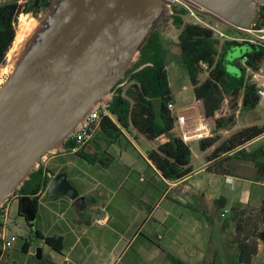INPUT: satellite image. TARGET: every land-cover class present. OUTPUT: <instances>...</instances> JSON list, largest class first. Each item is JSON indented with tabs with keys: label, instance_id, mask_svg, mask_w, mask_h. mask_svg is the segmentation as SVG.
I'll list each match as a JSON object with an SVG mask.
<instances>
[{
	"label": "water",
	"instance_id": "1",
	"mask_svg": "<svg viewBox=\"0 0 264 264\" xmlns=\"http://www.w3.org/2000/svg\"><path fill=\"white\" fill-rule=\"evenodd\" d=\"M238 28H251L264 0H192ZM166 0H52L20 42L0 83V208L46 152L63 146L85 114L111 98L155 29ZM83 209L84 196L66 172L45 190ZM24 221L33 199H17ZM37 247L36 259L41 258Z\"/></svg>",
	"mask_w": 264,
	"mask_h": 264
},
{
	"label": "trees",
	"instance_id": "2",
	"mask_svg": "<svg viewBox=\"0 0 264 264\" xmlns=\"http://www.w3.org/2000/svg\"><path fill=\"white\" fill-rule=\"evenodd\" d=\"M50 2L51 0H41L40 6L46 7ZM35 4L36 1L28 4L19 3L16 0L0 4V65L4 63L6 54L14 41L17 16L19 13L35 12L37 10ZM173 10L175 13L171 15L172 23L179 28L176 45L184 61L192 100L197 105L200 121L209 130V135L198 141V148L205 150L213 146L205 157L206 170L220 175L230 174L233 171L232 163L236 160H247L253 163L258 177L264 181L263 147L257 146L254 150L250 147L245 148V145L264 133V123L243 126L223 140H220L217 133L218 130L233 124L236 109L244 111L257 106L259 97L254 86L247 82L245 73L246 66L255 68L264 58V48L256 45L254 49L245 53L242 58L244 65L240 64L239 73L232 75L225 68L223 52L217 56L220 43L213 36L212 31L195 22L185 21L176 14L185 13V9L173 8ZM259 14L262 17L257 23L262 24L264 23V5H261ZM231 42L236 43L235 40H225L221 45L225 47ZM202 65L207 69L203 79L199 78ZM124 79L126 83L123 86L113 89L112 98L107 106L112 117L102 116L98 131L88 142L92 145L93 151L87 150V144L75 154L89 164L107 168L114 161V154L107 146L115 144L120 149L126 150L132 147L136 151L125 133L134 129L151 141L165 137V140L158 143L155 148L147 150L144 159L159 173L162 181L182 179L190 175L192 173L191 149L189 144L174 132L175 116L169 104H175V96L164 63L160 33L157 29L151 32L141 46L138 59L126 72ZM227 97L230 98V113H224L221 110ZM71 145L72 142L68 139L63 144L64 147ZM58 172L67 173V170L63 167L54 170L40 164L14 191L18 194L17 198L28 195L33 199L36 220L39 217V198L42 193L54 198L69 199L65 195H49L45 192L50 176ZM67 178L72 185L77 186L68 174ZM162 185L159 183L155 192L162 193ZM85 200L87 201L86 197ZM223 201L224 197L214 200L215 213L225 208ZM246 207L239 203L234 204L230 207L229 214L222 220L223 227L229 220L234 225V234L227 237L225 241L228 247L234 248L232 264H252V259L258 251V241L264 243V230H259L255 224L250 223L251 217L248 216ZM259 214L264 221V199L261 201ZM111 222L112 219L109 225L115 227ZM1 225L0 216V227ZM133 226L131 238L140 236L154 244L152 239L140 230V222H135ZM34 234L53 250L61 252L64 241L62 234L45 233L38 227L34 229ZM29 245L30 241L25 239L22 242V250L26 252ZM5 254L6 251L0 247V264H8L4 259ZM166 257L171 264H185L170 252H166ZM211 264H221V262L217 259Z\"/></svg>",
	"mask_w": 264,
	"mask_h": 264
},
{
	"label": "crops",
	"instance_id": "3",
	"mask_svg": "<svg viewBox=\"0 0 264 264\" xmlns=\"http://www.w3.org/2000/svg\"><path fill=\"white\" fill-rule=\"evenodd\" d=\"M252 110H255V108ZM176 112L186 116L188 127L200 120L197 105L193 100L191 105L185 106L183 110H176ZM261 122L264 123V119ZM252 124L260 123L254 122ZM138 134L140 137H144L140 133ZM262 136H264V133L250 144L256 142ZM164 140L165 137H161L157 140L149 141L153 142L152 148H155L158 143ZM199 140L194 139L197 142ZM131 144L144 160L149 148L143 153L132 143V140ZM259 145L261 143L256 144L254 147ZM212 148L213 146L200 150V152L206 157ZM127 153L126 150L120 149L118 154L114 155V161L107 168H104L107 169L106 172L108 174L106 173V178L111 182V185H117L116 192L115 190L112 191V194L108 196V200H103L102 205H99L96 199L90 197V210L92 213L90 215L76 213L78 217L75 219V223L73 222V226H76L75 229L63 220L62 215H60L62 223L60 227L57 226L58 230L56 232H44L62 234L64 237L63 248L61 252H57L42 240H39L38 246L41 248L42 255L38 259L39 263L37 264H113V260L117 257L121 260L129 249L134 239L133 237L129 239L120 237L115 244L111 243L109 236H107L106 241L103 240L99 243L86 240L88 234H91L94 230V220L96 217L106 219L104 224L96 226L105 227L109 235L111 231L109 221H111L113 213L116 211L126 217L130 215L132 217L135 216V218L142 216V220L139 221L142 232L147 223L151 221L150 231L158 240L160 238V241L163 242H160L163 246L159 244V246H156V251L161 250L165 256L166 252H170L180 258L185 264H205L207 259H209V262L219 260L223 250L224 256L226 255L231 261L233 251L230 252L228 250H232L233 248L225 244L222 236L218 239V247L212 245L209 241L211 240L210 234L212 229L208 231V224L211 225L218 222L219 224L216 226V229L223 235L228 231L227 226L224 225L223 227L222 225L224 218L222 214L225 211L229 212L230 207L236 203L242 206L261 204V201L264 199V181L258 177L253 163L247 160H244V162L243 160H239L242 162L237 160V163H232L233 171L230 174L220 175L206 170L207 161L205 158L203 164L197 169H194L191 163L192 173L190 175L182 179L162 181L159 173L154 170L148 161L144 160L145 165L139 168L133 164V161L125 157L124 161L126 164L119 163L118 160L122 158V154ZM136 176L137 178H135ZM72 180L74 181L75 179ZM159 183L163 184V192L160 194L155 192V188H158ZM75 184L77 188L78 183L75 182ZM80 195L87 198V201L85 200V204H87L89 201L87 192L84 191ZM112 197L114 200L117 198L118 204L111 203L112 210H107L106 207L110 204ZM219 197H224L223 202L226 206L221 212L215 213L214 200ZM58 202L60 204L64 203L71 208L73 207L71 199L63 197L54 198L46 196L45 193H42L39 198L40 206L43 209L48 208L46 206L47 203L55 205ZM13 203L17 205V198ZM95 214L96 217L94 218ZM55 217V222H58V215L55 214ZM78 231H80V236L83 235L86 238L84 241L81 240L83 236L77 235ZM120 240L122 241V252L118 256L119 254L113 253V251ZM20 248L22 249V243L20 244ZM142 249L145 248L139 245L137 251H141ZM33 251L30 244L27 247L25 256H19L17 245L13 243L12 247L6 250L4 259L8 264H28V257ZM230 264H232V261Z\"/></svg>",
	"mask_w": 264,
	"mask_h": 264
},
{
	"label": "rangeland",
	"instance_id": "4",
	"mask_svg": "<svg viewBox=\"0 0 264 264\" xmlns=\"http://www.w3.org/2000/svg\"><path fill=\"white\" fill-rule=\"evenodd\" d=\"M15 0H0V4L5 2H10ZM19 3H32L33 1H36L35 8L37 10L35 12H26L22 13L23 15H26L28 19H34L36 20L39 16H41L47 9L48 6H40L41 0H16ZM52 1V0H51ZM51 3V2H50ZM185 21H189L188 18L185 19ZM35 23V22H34ZM33 26V25H32ZM220 27L225 32L229 33L233 37H243L244 34L241 33L237 28H234L227 22H223L220 24ZM155 29H157L160 33V40L162 43V55L164 59L165 66L167 67L168 75H169V81L171 85V89L175 96V109L176 110H183L185 106H189L192 103V91L191 86L189 83V79L187 77L185 67H184V61L181 58L179 54L178 47L176 45L177 41V35L179 33V28H177L172 23V17L170 16V13H167V11H163L161 17L158 20V23L155 26ZM226 40V39H225ZM234 40V39H233ZM230 40V41H233ZM236 43L231 42L228 46L223 47V45H220L218 48V55L219 56L223 52V60L225 64L226 70L232 74L236 75L239 73V65L242 64L243 61V55L252 49L256 47L255 44H252L247 41H239L235 40ZM224 40L222 41V43ZM221 43V44H222ZM6 64V59L4 63L0 65V67H4ZM1 73H8V69L5 70L1 69ZM207 74V69L204 65H202V70L199 73V78L203 79ZM122 84L126 83V79L121 80ZM229 102L230 98L227 97L225 100V103L222 106V112L224 113H230L231 109L229 108ZM175 113V112H174ZM264 119V108L257 104L255 107V110H235V119L233 124H231L227 128H222L218 130V135L220 136V140L225 139L228 137L232 132L238 130L239 128L252 124L254 122H259L262 124V120ZM179 129L174 127V132L178 133ZM126 136L132 140V143L135 144V146L141 151L145 152L147 148H152L151 141L147 140L145 137H140L138 132L134 129H131L129 132H125ZM95 134V133H94ZM197 141H189L188 144L191 149V163L193 165L194 169H197L200 165L204 162V155L201 154L200 150L197 146ZM258 143H261L263 149H264V136H262L259 140L256 142H253L252 144H249L250 148L254 150V146ZM92 145H87V150H92ZM111 150V152L114 155H117L120 151V147L118 145H110L107 146ZM128 152L127 154H122V158L118 160L120 163H125L124 157L127 159H130L133 161V164L137 166V168L144 166L145 161L137 154V151H135L132 147L129 149H126ZM199 155V156H198ZM239 161V160H238ZM237 163V160L235 161ZM242 162V161H239ZM244 162V160H243ZM42 164L45 167H50L51 169L57 170L59 168H65L67 170V174L70 178L75 179L74 181L78 183V191L79 194L86 191L88 195V203L85 204L83 209H76L74 207H69L68 205L60 202L58 204H46L48 208L43 209L41 208L40 211V218L38 217V220H33L30 222V225H28L22 216L19 217L17 213V205L14 202V200L17 198V193H12V195L9 196V199L7 201L8 208L6 210V216H5V223H6V229H2L0 227V237L2 234L8 235L9 233H14L17 236V239L14 241V244L17 245L18 248V254L19 256H25V252L20 248V244L26 239L30 241V244L32 245V249L34 250L32 254L28 257L29 263L28 264H37L39 263L38 259L35 257L36 248L39 247V239L34 234V229L36 227L42 228L45 232H56L57 226H61V216L62 219L65 220L67 223H69L74 229L76 226H73L75 223V219L78 217L76 213H84L86 215H90L92 212L90 210V197H93L98 201L99 205L103 204V200L107 201L108 196L112 194V191L117 190V185H111V182L106 178V175L108 174L107 169H104L102 167L89 164L82 160L79 156H77L75 153H61L59 149L55 150L54 152H46L42 155V157L39 159L38 164L34 167V169H37V167ZM126 164V163H125ZM107 173V174H106ZM118 177V176H116ZM137 178V176L135 177ZM108 184H110L108 186ZM110 189V191H109ZM264 189V188H263ZM264 191V190H263ZM28 198V195H21V199L25 200ZM111 203L118 204L117 198L112 197L110 200V204L106 207L107 210H112ZM57 206V207H56ZM56 207V208H55ZM260 207L261 204H252L250 206H247V214L251 217L250 223H253L256 225V227L259 230H264V221L261 220L260 217ZM63 212V213H61ZM145 213V212H143ZM142 213V214H143ZM55 214L58 215V222H55ZM141 214V215H142ZM229 214L228 211H225L222 214V217H226ZM96 217V214L94 215V218ZM93 218V219H94ZM97 218V217H96ZM95 218V219H96ZM2 220V218H1ZM142 220L141 217L135 218V216H123L119 212L113 213L112 222L115 227L111 226V231L109 235L107 234V229L105 230V227H98L95 223L94 230L92 233L88 234V238L86 239L83 235L80 236V231L77 232V235L83 238L81 240H88L94 243H99L101 241H106L107 236H109L110 241L112 244H115L119 240L120 237H123L124 239H129L134 231L133 224L136 222ZM74 222V223H73ZM152 222L149 221L146 225V227L143 230V233L148 235L152 241L150 243L146 239L142 237H136L131 242L129 249L126 251V253L123 255V258L119 260V257H117L115 260H113V264H171L170 260L165 256V254L158 250L156 251V246L159 244L160 246H163L160 241L153 235V233L150 231V227ZM219 223H213L208 224V231L212 229L210 238V243L212 245H215L218 247V239L223 237V240L226 241L227 237H231V234H234V225L232 221H228L226 224L228 231L225 232V235H221L219 231L216 229V226ZM104 229V231H102ZM236 235V234H235ZM80 240V239H79ZM80 240V241H81ZM161 242V243H160ZM223 242V241H222ZM142 245L145 249H142L141 251H137L138 246ZM122 241L120 240L117 243V246L112 250L113 253H118L120 256L122 252L121 249ZM221 246V245H220ZM219 246V248H220ZM11 248V247H10ZM233 248V247H232ZM232 253H234V248L232 250H228ZM224 251L222 250V255H220L219 261L222 264H230L231 261L228 259V257L224 256ZM228 255V253L226 252ZM113 257V256H112ZM16 259V258H14ZM205 264H211L209 262V259L206 260ZM252 264H264V243L262 241H258V251L256 255H254L252 259Z\"/></svg>",
	"mask_w": 264,
	"mask_h": 264
},
{
	"label": "built area",
	"instance_id": "5",
	"mask_svg": "<svg viewBox=\"0 0 264 264\" xmlns=\"http://www.w3.org/2000/svg\"><path fill=\"white\" fill-rule=\"evenodd\" d=\"M166 2H167V6L165 7L164 11L166 10L167 13H170V16L175 13L173 8L185 9V13L178 12L176 14L182 17L183 19L188 18L189 21L195 22L211 30L213 36L219 40L220 45L223 40L225 41V39L226 40L234 39L239 41H247L255 45H260L264 48V23L258 24L256 22V24H254L251 28H238L230 24L231 26L237 28L239 31H241V33L244 34L243 37H233L229 33L222 30L220 27V24L223 22L226 23V21L217 17L215 14L210 12L202 5L192 0H166ZM20 14L22 13H19V15ZM16 24H17V20H16ZM242 64L244 65V61H242ZM1 69H4L5 72L7 70L5 66L3 68L0 67V70ZM245 76L247 82L252 84L255 88V91L259 97L258 104H260L264 108V58H262L258 62L255 68L246 66ZM5 77H6V73L3 72L2 74L0 71V83L4 81ZM121 85L123 86L124 84H122V82L120 81L114 88L119 87ZM111 98L106 101H101L85 114V116L83 117L82 121L77 126V128L66 137V140L68 139L69 141H71L72 145L69 147L62 146L61 148H59L61 153H76L77 151H79L81 148L85 147L88 144V142L94 136V133L98 131L99 123L102 116L107 115L109 117H112V115L110 114L107 108ZM169 108L175 116L174 126L177 129H179L177 134L184 142L188 143L191 140L194 139L198 140L208 135L209 130L207 126L202 124L200 120H198L195 124L188 127L186 124V120H187L186 116L184 114L177 113L174 104H169ZM249 147H250L249 144L245 145L246 149H249ZM54 151L55 150L49 152H54ZM51 177L52 176H50V178ZM8 199L9 198H7L4 201L2 207L0 208L1 209L0 216L2 218L1 220L2 229H6L5 216H6V210L8 208V205L6 204ZM105 222L106 219H104L103 217H97L94 220V223H96L97 225H102ZM0 239H1L0 247L3 251H6L10 247H12L14 241L17 239V236L14 233H9L8 235L2 234Z\"/></svg>",
	"mask_w": 264,
	"mask_h": 264
},
{
	"label": "bare ground",
	"instance_id": "6",
	"mask_svg": "<svg viewBox=\"0 0 264 264\" xmlns=\"http://www.w3.org/2000/svg\"><path fill=\"white\" fill-rule=\"evenodd\" d=\"M34 22H35L34 19H28L26 15L20 14L18 16L15 38L10 49L6 54V64H5L6 69H8V67L11 66L20 42L25 38L27 33L30 31Z\"/></svg>",
	"mask_w": 264,
	"mask_h": 264
},
{
	"label": "flooded vegetation",
	"instance_id": "7",
	"mask_svg": "<svg viewBox=\"0 0 264 264\" xmlns=\"http://www.w3.org/2000/svg\"><path fill=\"white\" fill-rule=\"evenodd\" d=\"M261 17H262L261 14H259V19H258V21L261 19Z\"/></svg>",
	"mask_w": 264,
	"mask_h": 264
}]
</instances>
